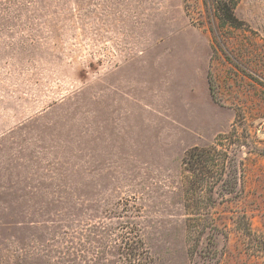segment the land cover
Listing matches in <instances>:
<instances>
[{
  "label": "rangeland",
  "instance_id": "374dc122",
  "mask_svg": "<svg viewBox=\"0 0 264 264\" xmlns=\"http://www.w3.org/2000/svg\"><path fill=\"white\" fill-rule=\"evenodd\" d=\"M131 262L264 264V0H0V264Z\"/></svg>",
  "mask_w": 264,
  "mask_h": 264
},
{
  "label": "trees",
  "instance_id": "16d2710c",
  "mask_svg": "<svg viewBox=\"0 0 264 264\" xmlns=\"http://www.w3.org/2000/svg\"><path fill=\"white\" fill-rule=\"evenodd\" d=\"M226 157V152L216 144L210 147L195 146L191 148L183 160L186 171L191 173L193 178L191 188L202 190L204 186L213 187L216 185L223 175ZM123 241L126 259L132 257L133 260H136L140 255V248H142L141 250L145 249L149 259V250L140 235L125 236Z\"/></svg>",
  "mask_w": 264,
  "mask_h": 264
}]
</instances>
